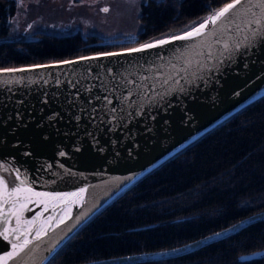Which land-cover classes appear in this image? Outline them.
<instances>
[{
  "label": "water",
  "instance_id": "1",
  "mask_svg": "<svg viewBox=\"0 0 264 264\" xmlns=\"http://www.w3.org/2000/svg\"><path fill=\"white\" fill-rule=\"evenodd\" d=\"M251 2L253 12H264L258 0ZM222 6L182 31L128 47L0 67L27 69L0 71V203L17 186L45 193L86 190L79 197H66L70 203L45 197L49 211L37 216V225L53 214V207L66 213L65 223L57 227L53 222L48 236L35 242L31 252L26 250L7 262L0 260V264H47L84 223L128 186L264 95V40L250 37L239 15V30L210 24L207 34L195 40L172 39L208 20ZM159 40L169 43L124 52ZM109 52L123 54L100 55ZM133 80L135 84L130 83ZM105 95L111 103L103 99ZM61 152L65 155L60 156ZM39 199L32 197L33 201ZM11 202L9 197L4 212ZM28 207L32 211L21 214V228L44 205L30 203ZM261 219L264 210L181 245L78 264L169 258ZM8 226L16 227L15 217ZM3 227L0 223V231ZM218 232L221 234L214 236ZM11 250L10 241L0 237V257Z\"/></svg>",
  "mask_w": 264,
  "mask_h": 264
},
{
  "label": "trees",
  "instance_id": "2",
  "mask_svg": "<svg viewBox=\"0 0 264 264\" xmlns=\"http://www.w3.org/2000/svg\"><path fill=\"white\" fill-rule=\"evenodd\" d=\"M226 1L141 0L132 37L112 38L41 27L33 28L30 36L13 35L17 0H0V67L120 49L173 34ZM260 210H264V95L128 186L47 264H78L174 247ZM261 250L264 219L181 255L127 264H264V252L247 257Z\"/></svg>",
  "mask_w": 264,
  "mask_h": 264
},
{
  "label": "snow or ice",
  "instance_id": "3",
  "mask_svg": "<svg viewBox=\"0 0 264 264\" xmlns=\"http://www.w3.org/2000/svg\"><path fill=\"white\" fill-rule=\"evenodd\" d=\"M258 6L264 9V0H258ZM254 5L251 0H232L230 3H224L219 10L215 11L214 15H212L208 20L200 23L198 26L192 28L190 31L185 32L181 36L173 37L174 40H195L197 37H201L207 34V30H209V25L221 24L224 26L225 30L228 29L229 25H232L234 30H239V25L236 24V17L239 15L241 17V23H244L245 28L249 29L248 35L250 37H258L261 40H264V12L257 13L253 12L252 8ZM103 12L107 13L109 8L104 7L102 9ZM247 18V19H246ZM31 25H29V28ZM217 44L220 43V40L217 39L215 41ZM169 43L168 40H159L156 43H146L141 45L140 47L127 48L124 50L126 53L133 52H142L145 49H150L155 47L157 44L164 45ZM225 48H228V44L225 42ZM237 48L241 47L239 43L236 45ZM123 53L120 52H109L102 53L100 55H121ZM96 57H82L81 59H95ZM65 63H73L72 61H66ZM0 71L4 72H15V71H27V69H0ZM147 79V77H145ZM130 83L135 84L136 81H130ZM167 83V81H165ZM133 93L131 91L128 92V95L131 96ZM105 101L111 103L108 96L105 95L103 97ZM115 111V109H113ZM65 153L61 152L60 156H64ZM21 185H23V181H21ZM5 188L7 185L5 184ZM86 190L81 188L78 192L72 193H45V192H36L33 188H23L22 186H17L11 190L10 193L3 198V203H0V223L4 224L2 231H0V237H3L5 241H10L11 251L5 253L3 257H0V260L5 262L9 260H13L21 255V253H25L32 251V245L35 242L40 241L48 236V229L53 226V222L56 223L58 227L60 224L65 223L66 213L61 210L60 212L56 211V208L53 207L52 215L46 217V219L37 225V216H44V213L48 212L47 202L44 199L48 197L51 200H57L61 203H70L67 201L66 197H79ZM23 193V199H21V194ZM40 197L38 201H33L32 197ZM12 197V202L7 212L3 211L4 205L8 203V198ZM30 203H34L37 205L43 204L44 208L40 213L34 215L31 220L24 221L26 227L21 228V214L25 211H32L28 207ZM15 217L16 227H9L11 225L12 218ZM234 225L231 229L235 228ZM229 229L228 231H230ZM221 233H215L214 236H218ZM11 238V239H10ZM200 241L195 242L198 244ZM188 246H185L187 249ZM181 249H173V252H178Z\"/></svg>",
  "mask_w": 264,
  "mask_h": 264
},
{
  "label": "rangeland",
  "instance_id": "4",
  "mask_svg": "<svg viewBox=\"0 0 264 264\" xmlns=\"http://www.w3.org/2000/svg\"><path fill=\"white\" fill-rule=\"evenodd\" d=\"M105 1L106 3H103L104 0H17L18 5L12 19L13 35L30 36L34 33L33 28L41 27L61 32L80 29L84 34L97 32L100 36L112 38L117 34L132 37V33L138 28L134 15L139 11L141 0ZM104 7L109 8L107 13L102 11ZM44 19L45 25L42 24ZM259 255L260 253L255 252L247 257Z\"/></svg>",
  "mask_w": 264,
  "mask_h": 264
}]
</instances>
